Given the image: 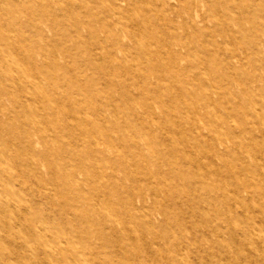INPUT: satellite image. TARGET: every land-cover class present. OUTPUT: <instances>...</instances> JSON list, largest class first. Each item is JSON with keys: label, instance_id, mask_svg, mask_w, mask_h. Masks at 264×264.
<instances>
[{"label": "rangeland", "instance_id": "374dc122", "mask_svg": "<svg viewBox=\"0 0 264 264\" xmlns=\"http://www.w3.org/2000/svg\"><path fill=\"white\" fill-rule=\"evenodd\" d=\"M0 264H264V0H0Z\"/></svg>", "mask_w": 264, "mask_h": 264}, {"label": "bare ground", "instance_id": "6f19581e", "mask_svg": "<svg viewBox=\"0 0 264 264\" xmlns=\"http://www.w3.org/2000/svg\"><path fill=\"white\" fill-rule=\"evenodd\" d=\"M208 211V210H207Z\"/></svg>", "mask_w": 264, "mask_h": 264}]
</instances>
